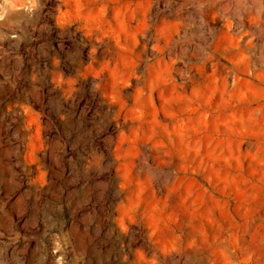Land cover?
<instances>
[{
    "label": "rangeland",
    "instance_id": "obj_1",
    "mask_svg": "<svg viewBox=\"0 0 264 264\" xmlns=\"http://www.w3.org/2000/svg\"><path fill=\"white\" fill-rule=\"evenodd\" d=\"M0 264H264V0H0Z\"/></svg>",
    "mask_w": 264,
    "mask_h": 264
},
{
    "label": "crops",
    "instance_id": "obj_2",
    "mask_svg": "<svg viewBox=\"0 0 264 264\" xmlns=\"http://www.w3.org/2000/svg\"><path fill=\"white\" fill-rule=\"evenodd\" d=\"M24 110V109H23ZM14 111H18L17 109H15ZM19 111H22V110H19Z\"/></svg>",
    "mask_w": 264,
    "mask_h": 264
},
{
    "label": "clouds",
    "instance_id": "obj_3",
    "mask_svg": "<svg viewBox=\"0 0 264 264\" xmlns=\"http://www.w3.org/2000/svg\"><path fill=\"white\" fill-rule=\"evenodd\" d=\"M4 2H5V0H4Z\"/></svg>",
    "mask_w": 264,
    "mask_h": 264
}]
</instances>
